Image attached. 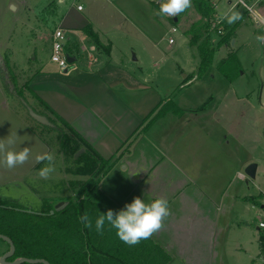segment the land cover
I'll return each mask as SVG.
<instances>
[{
    "label": "crops",
    "instance_id": "obj_1",
    "mask_svg": "<svg viewBox=\"0 0 264 264\" xmlns=\"http://www.w3.org/2000/svg\"><path fill=\"white\" fill-rule=\"evenodd\" d=\"M9 3L0 0V31L14 27L2 22ZM83 11L85 7L80 11L71 5L58 24L65 31L70 56L75 57L70 68L63 70L37 59V45L48 46L50 55L52 51L50 34L37 26L32 39L24 41L27 48L21 59L27 62L28 77L19 83L28 82L91 147L112 159L113 166L99 189L116 208L124 209L135 197L145 202L167 199L171 214L152 238L172 256L169 264H264V229L258 226L261 220L255 221L260 216L257 206L264 209V189L245 175L254 159L244 156V145L235 133L244 123L239 103L250 100L249 94L227 90L183 94L207 75L187 80L197 71L193 68L181 80L175 66L170 87L160 91L158 84L150 82L154 76L134 70L126 54L117 61L120 66L112 61L115 42L110 31ZM88 24L109 51L97 47L85 34L83 28ZM6 34L9 42L10 30ZM3 93L0 82L1 109L9 111L7 122L12 121L18 131L21 126L22 136L31 142V164L23 173L32 172L38 163L36 155L46 152V145L19 113L4 106ZM168 98H173L181 112L168 109L145 128ZM43 203L35 211H41Z\"/></svg>",
    "mask_w": 264,
    "mask_h": 264
},
{
    "label": "rangeland",
    "instance_id": "obj_2",
    "mask_svg": "<svg viewBox=\"0 0 264 264\" xmlns=\"http://www.w3.org/2000/svg\"><path fill=\"white\" fill-rule=\"evenodd\" d=\"M5 1L10 3L5 20L3 19L2 22L6 21L10 25L13 23L14 27L10 26L9 42H7L6 34L9 30L4 28L0 31V66L3 68L4 56H6L9 67L19 80L23 81V78L27 79L28 77L26 76L27 69H25L27 62L21 59L23 51L27 48L24 41L32 39L33 31L39 30V26L46 29L51 37L52 32L60 27L58 24L63 15L71 8V5L75 4V0ZM210 1L215 4L218 16L219 13L229 12L232 9L242 14V18L234 24H229L226 21L222 23L223 27L226 25L236 27L237 25L236 36H234L235 46H232V43H226L220 47L216 51L212 65L205 74L207 75L205 80L192 89L184 90L183 94L194 91L217 93L226 90L230 93L249 94L250 100H244L243 105L241 101L239 103V110H242L241 108L244 110L242 114L244 123L238 126L235 133H239V140L244 145V156L246 158L252 156L253 161L259 167L257 176L251 180L264 189V41L256 39L257 36H264V0H244L246 4L253 7L254 15H257V18L243 4L239 3V0H231L232 3L230 0ZM160 2L157 4L154 0H84L85 11L83 13L92 17L95 23L97 21L101 28L110 31L109 36L115 42L114 51L110 56L114 63L123 59L126 54L128 59L133 60L130 64L134 70H143L144 75L154 76L150 81L154 83L151 84L154 86L158 84L160 91H166L171 85L169 76L174 66L178 70L181 80H184V75L193 68H198L200 55L197 46L191 47L184 33L196 24L200 29V24L204 23L205 19L198 13L193 3L191 8L176 17L157 15L159 11L157 5L160 6ZM173 18H176L178 22L174 23ZM174 26L181 34L177 36L173 45H169V39L173 37L172 28ZM210 34L209 38L217 42L219 37L211 31ZM37 48L39 61L57 67L56 64L50 62L51 55L48 46L40 44L37 45ZM231 52L236 53L242 68L240 75L233 80L228 79L218 69L220 59L228 56ZM120 65L117 62V66ZM178 66L183 69V72ZM195 73L189 74L186 79ZM4 97V106L11 107L19 113L18 115L22 120L24 119V123L32 131L36 130V135L46 145V152H51L54 156L55 171L48 179L38 175L39 170L44 167L42 163H36L32 172L23 173L30 167L31 156L27 163L12 169L0 164V201L12 200L27 207V210L35 212L36 209L42 207L41 203L44 199L50 200L52 197L61 195L62 192L70 190L69 185L72 182L79 183L86 180L87 177L74 173L71 170V160L64 159L59 152L57 131L50 129L48 132H42L43 126L28 117L27 111L22 108L16 98L6 95V93ZM1 103L2 95L0 94V109ZM14 106H17L18 109ZM1 110L0 116H3L4 119L0 118L3 120L0 124V139H7V136L11 135L15 139L12 150L19 151L24 147H29L31 150V142L22 136L21 126L20 131L16 130L12 121L7 122L9 117H6L9 111L4 108ZM243 151H241L242 154ZM2 159L3 157L0 155V160ZM262 201L264 204V198ZM257 208L260 210V216H256V223L264 219V209L260 206ZM9 250V244L0 240V253L5 251L0 255V259Z\"/></svg>",
    "mask_w": 264,
    "mask_h": 264
},
{
    "label": "trees",
    "instance_id": "obj_3",
    "mask_svg": "<svg viewBox=\"0 0 264 264\" xmlns=\"http://www.w3.org/2000/svg\"><path fill=\"white\" fill-rule=\"evenodd\" d=\"M192 3L205 21L200 24V29L196 24L185 32L189 37L190 46L196 45L200 55L196 73L190 75L187 80L195 75L198 78L205 75L214 61L216 51L226 43H231L236 33V27L229 25L222 28L221 34L212 28L211 21L216 14L213 2L192 0ZM174 19L172 20L175 23ZM83 31L97 47L110 50L108 45L102 43L91 24L85 26ZM210 31L219 37L216 44L209 38ZM197 40L199 41L196 42ZM4 66L5 68L0 66V80L6 95L16 98L27 111L28 117L48 129L42 127V132H48L50 129L58 132L59 152L64 158L71 160V170L74 173L87 177L79 183L72 182L69 185L70 190L57 196L58 200H54L55 197L44 199L43 209L38 212H29L27 207L12 200L0 201V234L7 236L15 246L14 254L7 260L42 259L50 264H169L172 256L152 237L129 246L117 237L116 230L107 222L103 234L96 231L95 220L99 215L106 214L109 209L114 213L120 211L99 189L101 179L113 166L112 159L102 157L91 147L38 96L28 82L20 84L18 77L9 67L6 56ZM218 69L230 80L238 77L242 71L235 52L222 57ZM14 107L18 109L17 106ZM28 107L46 117L49 123L43 124L33 118ZM168 109L181 112L173 98H170L149 118L145 128ZM63 203L67 205L55 210L56 206ZM51 210L55 212L51 214ZM85 213L92 220L91 228L85 227L86 221L80 219Z\"/></svg>",
    "mask_w": 264,
    "mask_h": 264
},
{
    "label": "clouds",
    "instance_id": "obj_4",
    "mask_svg": "<svg viewBox=\"0 0 264 264\" xmlns=\"http://www.w3.org/2000/svg\"><path fill=\"white\" fill-rule=\"evenodd\" d=\"M192 6V0H161L157 15L176 17L187 11ZM242 18V14L235 9L229 12L219 13L217 22L226 21L234 24ZM258 41H264V36H257ZM15 139L8 135L7 139H0V155L3 159L0 164L6 168L12 169L18 165H23L29 161L31 150L24 147L19 151L12 150ZM36 162L44 164L39 170L38 175L41 178L48 179L55 171L54 156L51 152H43L36 155ZM46 162V163H45ZM170 206L167 199L158 197L150 202L140 197H135L131 203L125 205V208L114 213L111 209L106 214L99 215L95 220V229L103 234L105 222L116 230L117 237L129 246H134L142 240L151 238L156 232L162 229L163 221L170 216ZM86 221L85 227H92V220L87 213L80 217Z\"/></svg>",
    "mask_w": 264,
    "mask_h": 264
},
{
    "label": "built area",
    "instance_id": "obj_5",
    "mask_svg": "<svg viewBox=\"0 0 264 264\" xmlns=\"http://www.w3.org/2000/svg\"><path fill=\"white\" fill-rule=\"evenodd\" d=\"M161 0H154L155 3L159 4ZM239 3L243 4L247 10L254 15L255 11L252 6H249L246 4L243 0H239ZM75 5L78 10L82 11L84 10V0H75ZM218 14H215V17L212 19V28L217 30L218 34L223 33V22H217L218 21ZM257 18V15L255 16ZM173 37L169 39V44H174L177 36H180V32L176 26L172 28ZM52 51L50 56V61L56 65H58L63 70H68L70 68V62L68 60V56L71 55L70 52L67 50V37L65 35V31L62 27L56 28L52 35ZM91 57V54H89ZM259 228L264 229V220H261L258 224Z\"/></svg>",
    "mask_w": 264,
    "mask_h": 264
},
{
    "label": "water",
    "instance_id": "obj_6",
    "mask_svg": "<svg viewBox=\"0 0 264 264\" xmlns=\"http://www.w3.org/2000/svg\"><path fill=\"white\" fill-rule=\"evenodd\" d=\"M177 20V19H176ZM234 41V40H233ZM68 60L69 62H73L75 60V57L73 56H68ZM3 68H5L4 63H3ZM28 110L31 114V116L33 118H35L36 120H38L39 122L43 123V124H48V120L46 117L36 113L33 108L28 107ZM257 167L258 165L253 162L251 164H249L246 168H245V174L249 177V178H255L256 177V172H257ZM67 205V203H63L62 205L56 206L55 210H59L60 208H63ZM55 210H51V214H53L55 212ZM29 212H32L31 210H28ZM0 240H4L5 242H7L9 244L10 250L8 253L4 254L1 259H0V264H22L25 262L28 263H43V264H50L48 261L46 260H42V259H31V258H21L19 260L16 261H8L7 259L12 256L14 254L15 251V246L12 243V241L5 235L0 234Z\"/></svg>",
    "mask_w": 264,
    "mask_h": 264
}]
</instances>
